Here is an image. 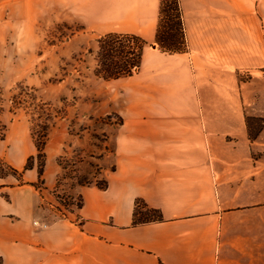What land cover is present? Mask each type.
I'll return each instance as SVG.
<instances>
[{
  "label": "crops",
  "instance_id": "1",
  "mask_svg": "<svg viewBox=\"0 0 264 264\" xmlns=\"http://www.w3.org/2000/svg\"><path fill=\"white\" fill-rule=\"evenodd\" d=\"M178 1L185 51L144 47L139 70L114 79L122 123L105 189L76 185L81 207L49 217L37 168H25L34 151L9 162L22 183L0 176L1 264H264V126L250 138L246 123L264 118V0ZM66 3L86 25L116 9L106 32L156 41L160 0ZM59 170L49 152L44 191ZM138 200L161 219L133 224Z\"/></svg>",
  "mask_w": 264,
  "mask_h": 264
},
{
  "label": "rangeland",
  "instance_id": "2",
  "mask_svg": "<svg viewBox=\"0 0 264 264\" xmlns=\"http://www.w3.org/2000/svg\"><path fill=\"white\" fill-rule=\"evenodd\" d=\"M66 1L0 0V152L8 130V163L0 153V176L20 184L21 171L13 173L9 162L30 148L34 152L28 157L38 168L50 152L60 167L59 181L49 191L36 183L49 217L70 216L75 209L70 202L80 198L73 190L78 180L103 179L102 168L112 167L113 128L122 120L118 80L93 73L97 40L116 26V9L94 11L86 25L84 11ZM170 19L175 20L173 11L163 14L160 32ZM146 41L147 48L158 46ZM246 116L255 138L263 117ZM43 134L44 158L34 143ZM103 155H109L104 166Z\"/></svg>",
  "mask_w": 264,
  "mask_h": 264
},
{
  "label": "trees",
  "instance_id": "3",
  "mask_svg": "<svg viewBox=\"0 0 264 264\" xmlns=\"http://www.w3.org/2000/svg\"><path fill=\"white\" fill-rule=\"evenodd\" d=\"M173 11L175 20H169L167 30L160 32V23L163 19V14ZM156 42L158 48L163 52L174 53L183 52L186 49L183 24L181 19V11L178 0H160L159 15H158V28L156 33ZM98 47L95 54L96 67L93 73L104 80L117 79L132 75L138 71L141 64L142 52L147 45V41L141 36L133 33H118L106 32L102 34L98 40ZM260 125L257 129L259 131L264 126V118H260ZM122 120L118 122L121 124ZM246 123L248 125L249 137L252 138L249 127V117L246 116ZM46 131V128H43ZM45 134L42 138L34 141L37 150V156L44 158V145ZM43 166L37 168L38 182H43ZM32 157L26 160L25 168H32ZM114 170L112 166L110 168ZM13 173H18V170L12 169ZM59 181V180H57ZM78 185L95 184L100 189L107 187V182L101 180H78ZM35 186H38L36 183ZM74 208H80L82 201L79 198L76 202H70ZM143 209V210H142ZM161 216L159 211L154 208L148 207L143 201H136L133 210V224H140L149 221L160 220ZM1 263V259H0Z\"/></svg>",
  "mask_w": 264,
  "mask_h": 264
},
{
  "label": "built area",
  "instance_id": "4",
  "mask_svg": "<svg viewBox=\"0 0 264 264\" xmlns=\"http://www.w3.org/2000/svg\"><path fill=\"white\" fill-rule=\"evenodd\" d=\"M34 225L35 226H38V227H41V228H45L47 226L46 223H40L38 221H34Z\"/></svg>",
  "mask_w": 264,
  "mask_h": 264
}]
</instances>
